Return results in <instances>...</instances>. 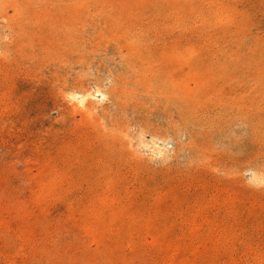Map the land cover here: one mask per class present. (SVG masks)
Here are the masks:
<instances>
[{
    "label": "rangeland",
    "instance_id": "rangeland-1",
    "mask_svg": "<svg viewBox=\"0 0 264 264\" xmlns=\"http://www.w3.org/2000/svg\"><path fill=\"white\" fill-rule=\"evenodd\" d=\"M175 1L0 0V264H264V0Z\"/></svg>",
    "mask_w": 264,
    "mask_h": 264
},
{
    "label": "bare ground",
    "instance_id": "bare-ground-1",
    "mask_svg": "<svg viewBox=\"0 0 264 264\" xmlns=\"http://www.w3.org/2000/svg\"><path fill=\"white\" fill-rule=\"evenodd\" d=\"M142 1H143V0H142ZM144 1H145V0H144ZM153 1H154V0H153ZM171 1H172V0H171ZM173 1H175V0H173ZM178 1H179V0H178ZM178 1H177V2H178ZM187 1H188V0H187ZM210 1H211V0H210ZM220 1H221V0H220ZM223 1H224V0H223ZM155 2H156V1H155ZM168 2H169V0H168ZM192 2H193V1H192ZM201 2H202V1H201ZM205 2H208V1L205 0ZM212 2H214V1H212ZM144 3H145V2H144ZM173 3L175 4L176 1L173 2ZM173 3H172V4H173ZM183 3H185V2L183 1ZM208 3H209V2H208ZM208 3H207V4H208ZM216 3H217V2H216ZM224 3H225V2H224ZM138 4H139V3H138ZM145 4H146V3H145ZM172 4H171V6H172ZM189 4H190V3H189ZM212 4H213V3H212ZM146 5H147V4H146ZM176 5H177V4H176ZM176 5H175V6H176ZM181 5H182V2H181ZM200 5H201V4H200ZM200 5H199V6H200ZM203 5H204V3H203L201 6H203ZM208 5H210V4H208ZM179 6H180V5H179ZM179 6H178V7H179ZM183 6H184V5H183ZM189 6H190V5H189ZM195 6H196V5H195ZM199 6H198V7H199ZM201 6H200V7H201ZM211 6H212V5H211ZM220 6H221V5H220ZM220 6H219V7H220ZM141 7H142V6H141ZM172 7H173V6H172ZM172 7H171V8H172ZM205 7H207V6H205ZM145 8H146V7H145ZM194 8H195V7H194ZM209 9H210V8H209ZM211 9H212V7H211ZM211 9H210V10H211ZM195 10H196V9H195ZM212 10H213V9H212ZM215 10H217V8H216ZM215 10H214V11H215ZM194 12H197V11H194ZM207 12H208V11H207ZM202 13H203V12H202ZM203 27H204V26H203ZM203 27H202V28H203ZM180 34H181V33H180ZM202 34H203V33H202ZM185 35H186V34H185ZM70 38H71V37H70ZM188 38H189V37H188ZM198 40H199V37H198ZM180 41H181V40H180ZM195 42H196V41H195ZM199 42H200V41H199ZM205 59H206V58H205ZM203 61H204V60H203ZM205 61H206V60H205ZM204 65H205V64H204ZM203 67H204V66H203ZM194 69H195V68H194ZM191 70H192V69H191ZM196 70H198V69H196ZM182 71H183V69H182ZM206 71H207V70H206ZM207 72H208V71H207ZM180 86H183V85H180ZM98 94H100V93H98ZM83 100H84V99H83ZM255 101H256V100H255ZM80 102H81V101H80ZM81 103H82V102H81ZM254 105H255V104H254ZM150 116H152V115H150ZM255 119H256V118H255ZM149 122H150V121H149ZM158 123H159V122H158ZM106 135H107V134H106ZM108 135H109V134H108ZM96 136H97V135H96ZM92 137H94V136H91V138H92ZM95 138H97V137H95ZM79 140H81V139H79ZM84 140H85V139H83L82 142H83ZM86 140H87V139H86ZM116 140H117V139H116ZM92 141H95V140L92 139ZM80 142H81V141H80ZM86 142H89V141H86ZM104 142H105V141H104ZM109 142H111V141H109ZM84 143H85V141L83 142V144H84ZM87 144H89V143H86V144H84V145L86 146ZM90 144L92 145V143H90ZM90 144H89V145H90ZM94 144H95V143H94ZM96 144H97V143H96ZM110 144H111V143H110ZM115 144H116V143H115ZM81 145H82V144H81ZM100 145H102V143H101ZM106 145H107V144L105 143V146H106ZM108 145H109V144H108ZM108 145H107V146H108ZM112 145H113V144H112ZM207 145H208V144H207ZM82 146H83V145H82ZM87 146H88V145H87ZM87 146H86V147H87ZM92 146H93V145H92ZM105 146H104V147H105ZM107 146H106V147H107ZM158 146H159V145H158ZM96 147H97V146H96ZM163 147H164V146H163ZM82 149H83V151L85 152L84 148H82ZM91 149H92V148H91ZM91 149H90V151H91ZM94 149H95V148H94ZM94 149H92V150L94 151ZM96 149H97V148H96ZM105 151H106V150H105ZM87 153H88V152H87ZM89 153H90V152H89ZM89 153H88V154H89ZM92 153H94V152H92ZM88 154H87V155H88ZM99 154H100V153H99ZM85 155H86V154H85ZM90 156H91V155H90ZM100 156H101V155H100ZM85 157H86V156H85ZM101 157H102V156H101ZM94 158H95V156H94ZM119 158H120V157H119ZM84 159L86 160V158H84ZM101 159H102V158H101ZM105 159H106V157H105ZM109 159H110V158H109ZM117 159H118V158H117ZM85 160H84V162H85ZM88 160H89V159H88ZM99 160H100V159H99ZM99 160H98V161H99ZM103 160H104V159H103ZM114 160H116V159H114ZM205 160H207V159H205ZM81 161H82V160H81ZM89 161H91V160H89ZM98 161L96 160V163H98ZM105 161H106V160H105ZM105 161H103V162H105ZM108 161H109V160H108ZM108 161H107V162H108ZM112 161H113V158H112ZM116 161H117V160H116ZM116 161H115V162H116ZM140 162H141V161H140ZM79 163H80V162H79ZM79 163H78V164H79ZM81 163H83V162H81ZM92 163H93V162H92ZM111 163H112V162H111ZM111 163H110V164H111ZM123 163H124V162H123ZM133 163H135V162H133ZM133 163H132V164H133ZM144 163H145V162H144ZM83 164H84V163H83ZM90 164H91V163H90ZM90 164H89V165H90ZM110 164H109V165H110ZM112 164H113V163H112ZM124 164H125V163H124ZM159 164H160V163H159ZM162 164H163V163H162ZM79 165H80V164H79ZM93 165H94V163H93ZM96 165H97V164H96ZM100 165H101V164H100ZM106 165H107V164H106ZM109 165H107V166H109ZM160 165H161V164H160ZM188 165H189V164H188ZM83 166H84V165H83ZM85 166H86V164H85ZM101 166H102V165H101ZM133 166H135V165L133 164ZM150 166H151V165H150ZM166 166H167V165H166ZM168 166H170V165L168 164ZM171 166H172V165H171ZM171 166H170V167H171ZM97 167H98V166H96V168H97ZM104 167H105V166H104ZM114 167H115V166H114ZM117 167H118V166H117ZM170 167H169V168H170ZM172 167H173V166H172ZM177 167H179V166H177ZM82 168H84V167H82ZM87 168H88V166H87ZM98 168H100V167H98ZM98 168H97V169H98ZM115 168H116V167H115ZM126 168H127V167H126ZM159 168H160V167H159ZM173 168H174V167H173ZM173 168H172V169H173ZM207 168H209V167H207ZM109 169H110V167H109ZM112 169H113V168H112ZM120 169H121V168H120ZM129 169H130V168H129ZM150 169H152V168H150ZM170 169H171V168H170ZM170 169H169V171L171 172ZM180 169H181V168H180ZM193 169H194V168H193ZM196 169H197V168H196ZM196 169H195V170H196ZM205 169H206V167H205ZM211 169H212V167H211ZM99 170L101 171V169H98V172H100ZM157 170H158V169H157ZM165 170H166V169H165ZM186 170H187V169H186ZM189 170H190V169H189ZM212 170H213V169H212ZM102 171L104 172L105 170H102ZM113 171H114V169H113ZM113 171H112V172H113ZM143 171H144V170H143ZM158 171H160V170H158ZM166 171H168V170H166ZM166 171H165V172H166ZM169 171H168V172H169ZM182 171H183V170H182ZM86 172H87V170H86ZM88 172L90 173V171H88ZM91 172H92V171H91ZM122 172H123V171H122ZM153 172H156V171L154 170ZM176 172H177V171H175L174 173H176ZM183 172H184V171H183ZM104 173H105V172H104ZM145 173H147V172H145ZM145 173H144V174H145ZM187 173H188V172H187ZM191 173H193V172H191ZM86 174H87V173H86ZM94 174H96V171H95ZM109 174H110V173H109ZM111 174H112V173H111ZM124 174H125V173H124ZM165 174H166V173H165ZM165 174L163 173V175H165ZM181 174H182V173H181ZM98 175H99V174H98ZM127 175H128V174H127ZM155 175H156V174H155ZM155 175H154V176H155ZM163 175H162V176H163ZM168 175H169V176L171 175V176L173 177V175H172L171 173L168 174ZM168 175L166 174L167 178H168ZM83 176H84V175H83ZM85 176H86V175H85ZM91 176H92V175H91ZM99 176H101V174H100ZM110 176H111V175H110ZM120 176H121V174L119 175V177H120ZM162 176H161V179L165 177V176H163V177H162ZM171 176L169 177V179L171 178ZM174 176H176V175H174ZM148 177H149V175H148ZM148 177H147V178H148ZM152 177H153V176H152ZM159 177H160V176H159ZM186 177H187V176H186ZM186 177H185V178H186ZM88 178H89V177H88ZM93 178H94V177H93ZM109 178H110V177H109ZM153 178H154V181H156V178H157V177H156V178L153 177ZM153 178H152V180H153ZM165 178H166V177H165ZM165 178L163 179V184H165V183H164V181H166ZM174 178H175V177H174ZM182 178H183V177H182ZM196 178H197V176H196ZM211 178H212V181H213V177H211ZM215 178H216V177H215ZM63 179H64V177H63ZM86 179H87V178H86ZM102 179H103V178H102ZM104 179H106V178H104ZM104 179H103V180H104ZM111 179H112V178H111ZM139 179H140V178H139ZM158 179H159V178H158ZM158 179H157V180H158ZM171 179H172V178H171ZM175 179H176V178H175ZM109 180H110V179H109ZM118 180H119V179H118ZM176 180H177V179H176ZM186 180H187V178H186ZM199 180H200V179H199ZM84 181H85V180H84ZM105 181H106V180H105ZM112 181H113V180H112ZM116 181H117V180H116ZM171 181H172V180H170L169 182H171ZM173 181H174V180H173ZM180 181H181V180H180ZM189 181H190V180H189ZM189 181H188V182H189ZM208 181H209V180H208ZM80 182H81V181H80ZM86 182H87V180H86ZM91 182H92V181H91ZM95 182H97V181L95 180ZM100 182H102V181H100ZM159 182L161 183V180H160ZM166 182H167V181H166ZM169 182H168V183H169ZM186 182H187V181H186ZM186 182H185V183H186ZM188 182H187V183H188ZM196 182H197V181H196ZM204 182H205V181H204ZM206 182H207V181H206ZM62 183H63V182H62ZM76 183H77V182H76ZM87 183H88V182H87ZM89 183H90V182H89ZM122 183H123V182H122ZM160 183H159V184H160ZM168 183H167V184H168ZM172 183H173V182H172ZM176 183H177V182H176ZM189 183L191 184V182H189ZM194 183H195V182H194ZM194 183H193V184H194ZM208 183H209V182H208ZM64 184H65V183H64ZM80 184H81V183H80ZM91 184H92V183H91ZM94 184H95V183H94ZM97 184H98V183H97ZM97 184H96V185H97ZM106 184L108 185L109 183H106ZM106 184H105V185H106ZM167 184H166V185H167ZM193 184H192V185H193ZM213 184H215V183H213ZM82 185H83V184H82ZM86 185H88V184H86ZM101 185H102V184H101ZM107 185L105 186V188H106V187L108 188ZM143 185H144V184H143ZM160 185H161V184H160ZM168 185H169V184H168ZM168 185H167V186H168ZM170 185H172V184L170 183ZM200 185H201V182H200ZM203 185L205 186L206 184H203ZM209 185L211 186L212 184H209ZM216 185H217V184H216ZM71 186H72V185H71ZM78 186H79V185H78ZM83 186H84V185H83ZM83 186H82V187H83ZM98 186H99V185H98ZM98 186H96V188H98ZM117 186H118V185H117ZM121 186H122V185H121ZM134 186H135V185H134ZM164 186H165V185H164ZM196 186H197V185H196ZM196 186H195V187H196ZM210 186H209V187H210ZM212 186H213V185H212ZM102 187H103V186H102ZM111 187H112V185H111ZM146 187H147V186H146ZM169 187H172V186H169ZM179 187H180V186H179ZM192 187H193V186H192ZM192 187H191V188H192ZM202 187H203V186H202ZM206 187L208 188V186H205V188H206ZM227 187H228V186H227ZM105 188H104V189H105ZM163 188H164V187H163ZM177 188H178V187H177ZM197 188H198V187H197ZM207 188H206V189H207ZM211 188H212V187H211ZM73 189H74V188H73ZM86 189H88V187H87ZM91 189H92V188H91ZM98 189H99V188H98ZM102 189H103V188H102ZM134 189H135V188H134ZM179 189H180V188H179ZM181 189H182V188H181ZM194 189H195V188H194ZM194 189H193V191H194ZM199 189H200V187H199ZM209 189H210V188H209ZM213 189H214V188H213ZM230 189H231V187H230ZM81 190H82V189H81ZM89 190H90V189H89ZM113 190H114V189H113ZM141 190H142V189H141ZM144 190H145V189H144ZM144 190H143V191H144ZM169 190H170V189H169ZM175 190H176V189H175ZM183 190H184V189H183ZM190 190H191V189H190ZM92 191H93V190H92ZM96 191H97V190H96ZM98 191H99V190H98ZM110 191H111V190H110ZM118 191H119V190H118ZM118 191H116V192H118ZM130 191H131V190H130ZM136 191H138V189H137ZM157 191H159V190H157ZM165 191H166V190H165ZM180 191H182V190H180ZM213 191H214V190H213ZM224 191H225V190H224ZM233 191H234V190H233ZM113 192H114V195H115V191H113ZM145 192H146V191H145ZM171 192H172V190H171ZM191 192H192V191H190L189 193H191ZM95 193H96V192H95ZM100 193H101V192H100ZM166 193H167V192H166ZM166 193H165V194H166ZM184 193H185V192H184ZM207 193H208V192H207ZM209 193H210V191H209ZM209 193H208V196H209ZM214 193H215V191H214ZM93 194H94V193H93ZM103 194H104V193H103ZM108 194H110V193L108 192ZM130 194H131V193H130ZM151 194H152V193H151ZM161 194H162V193H161ZM176 194H177V193H176ZM178 194H179V193H178ZM191 194H192V193H191ZM196 194H197V192H196ZM222 194H224V193H222ZM98 195H99V194H98ZM112 195H113V194H112ZM121 195H123V193H122ZM134 195H135V194H134ZM136 195H137V194H136ZM194 195H195V194H194ZM89 196H90V195H89ZM89 196H88V197H89ZM102 196H103V195H102ZM116 196H117V195H116ZM119 196H120V195H118V197H119ZM129 196H130V195H129ZM138 196H139V194H138ZM138 196H137V197H138ZM145 196H147V195H145ZM158 196H159V195H158ZM199 196H200V195H199ZM203 196H205V195H203ZM210 196H211V195H210ZM224 196H225V195H224ZM226 196H227V195H226ZM85 197H86V196H85ZM137 197H136V198H137ZM180 197H181V196H180ZM205 197H206V196H205ZM217 197H218V196H217ZM222 197H223V195H222ZM96 198H97V197H95V199H96ZM98 198H99V197H98ZM142 198H143V197H142ZM163 198H164V197H163ZM189 198H190V197H189ZM189 198H188V199H189ZM192 198H194V196H193ZM201 198H202V197H201ZM203 198H204V197H203ZM206 198H207V197H206ZM78 199H79V198H78ZM80 199H81V198H80ZM84 199H86V198H84ZM101 199H102V198H101ZM101 199H100V200H101ZM112 199H113V198H112ZM117 199L121 200V198H117ZM127 199H128V198H127ZM164 199H165V198H164ZM196 199H197V197H196ZM198 199H200V198H198ZM204 199H205V198H204ZM100 200H99V202H100ZM109 200H110V199H109ZM109 200H108V201H109ZM137 200H138V199H137ZM148 200L150 201V197L148 198ZM166 200H167V199H166ZM205 200H207V199H205ZM210 200H211V199H210ZM228 200H230V199H228ZM232 200H233V199H232ZM77 201H79V200H77ZM80 201H81V200H80ZM90 201H91V200H90ZM94 201H95V200H94ZM103 201H104V200H103ZM128 201H131V200L128 199ZM132 201L135 202L133 199H132ZM141 201H143V200H141ZM141 201L139 200V202H141ZM144 201H145V200H144ZM156 201H157V200H156ZM174 201H175V200H174ZM192 201H193V200H192ZM202 201H203V200H202ZM207 201H208V200H207ZM226 201H227V200H226ZM92 202H93V201H92ZM113 202H114V201H112V203H113ZM115 202H116V201H115ZM115 202H114V203H115ZM117 202H118V201H117ZM146 202H147V201H146ZM146 202H144V205H145V206H147L146 204L148 203V202H147V203H146ZM187 202H188V200H187ZM86 203H87V202H86ZM90 203H91V202H90ZM100 203H101V202H100ZM105 203H106V201H105ZM112 203H110V205H111ZM119 203H120V202H119ZM145 203H146V204H145ZM155 203H156V202H155ZM188 203H189V202H188ZM195 203H196V202H194V205H195ZM200 203H201V202H200ZM200 203H199V204H200ZM206 203H207V202H206ZM211 203H212V202H211ZM232 203H233V202H232ZM92 204H93V203H92ZM92 204H91V205H92ZM128 204H129V203H128ZM133 204H134V203H133ZM133 204H132V205H133ZM138 204H139L140 206H142L141 203H138ZM149 204H150V203H149ZM159 204H160V203H159ZM159 204H157V205H159ZM229 204H230V203H229ZM229 204H228V205H229ZM88 205H89V204H88ZM94 205H95V204H94ZM94 205H93V206H94ZM110 205H109V206H110ZM122 205H124V204H122ZM164 205H166V204H164ZM194 205H193V206H194ZM200 205H201V204H200ZM231 205H233V204H231ZM97 206L99 207V205H97ZM134 206L137 207L136 205H134ZM134 206H132V207H134ZM149 206L151 207V204H150ZM162 206H163V205H162ZM168 206H169V205H168ZM172 206H173V205H172ZM213 206H214V204H213ZM89 207H90V206H89ZM94 207H96V206H94ZM94 207H93V208H94ZM106 207H108V206H106ZM126 207H127V206H126ZM150 207H149V208H150ZM159 207H160V205H159ZM115 208H116V207H115ZM115 208H114V210H115ZM141 208H142V207H141ZM145 208H147V207H145ZM177 208H178V207H177ZM101 209H102V208H101ZM134 209H135V208H134ZM136 209H137V208H136ZM142 209H143V208H142ZM151 209H152V208H151ZM163 209H164V208H163ZM166 209H167V208H166ZM175 209H176V208H175ZM188 209H189V207H188ZM199 209H200V208H199ZM97 210H98V209H97ZM97 210H96V211H97ZM128 210H129V207H128ZM132 210H133V209H132ZM168 210H169V209H168ZM185 210H186V209H185ZM80 211H81V210H79V212H80ZM83 211H85V210H83ZM88 211H89V210H88ZM90 211H91V210H90ZM96 211H95V212H96ZM119 211H120V210H119ZM138 211H139V213H140V212L142 213V211H140V210H138ZM165 211H166V210H165ZM170 211H171V210H170ZM187 211H188V210H187ZM193 211H196V210H193ZM202 211H203V210H202ZM81 212H82V211H81ZM85 212H86V211H85ZM116 212H117V211H116ZM133 212H134V210H133ZM145 212H146V211H145ZM174 212H175V211H174ZM178 212H179V211H178ZM185 212H186V211H185ZM190 212H191V211H190ZM198 212H200V211H198ZM102 213H103V212H102ZM117 213H118V212H117ZM136 213H137V212H136ZM149 213H150V212H149ZM168 213H170V212L168 211ZM179 213H180V212H179ZM183 213H184V212H183ZM183 213H182V214H183ZM201 213H202V212H201ZM201 213H200L199 215H201ZM206 213H207V212H206ZM104 214H105V211H104ZM119 214H120V212H119ZM137 214H138V213H137ZM142 214H143V213H142ZM162 214H163V213H162ZM164 214H165V213H164ZM180 214H181V213H180ZM116 215H117V214H116ZM133 215H134V214H133ZM145 215H147V214L145 213ZM145 215H144V216H145ZM176 215H177V217H178V214H176ZM184 215H185V214H184ZM192 215L194 216V214H192ZM205 215H206V214H205ZM114 216H115V215H114ZM123 216H124V215H123ZM127 216H129V215H127ZM144 216H143V217H144ZM180 216L182 217V215H180ZM180 216H179V217H180ZM186 216H188V215H186ZM202 216H203V215H202ZM202 216H201V217H202ZM206 216H207V215H206ZM79 217H81V215H79ZM149 217H150V218H148V219H151V216H149ZM195 217H197V215H195ZM204 217H205V216H204ZM97 218H99V217L96 216V219H94V220L92 219V220H93V221L98 220ZM103 218H104V216H103ZM112 218H113V217H112ZM116 218H118V217H116ZM125 218H126V217H125ZM125 218H124V220H125ZM140 218H141V217H140ZM145 218H146V217H145ZM159 218H160V216H159ZM161 218H162V216H161ZM175 218H176V217H175ZM183 218H184V217H182L181 219H183ZM189 218H190V217H189ZM148 219H147V220H148ZM157 219H158V217H157ZM162 219H164V217H163ZM168 219H169V218H168ZM195 219H196V218H195ZM92 220H89V221H92ZM104 220H105V219H104ZM110 220L115 221V220H113V219H110ZM134 220H135V219H134ZM198 220H199V219H198ZM102 221H103V220H102ZM112 221H110V223H111ZM125 221H127V220H125ZM128 221H129V220H128ZM149 221H150V220H149ZM156 221H157V220H156ZM160 221H161V220H160ZM162 221H163V220H162ZM167 221H168V220H167ZM178 221H179V220H177V222H178ZM181 221H182V220H181ZM189 221H190V220H189ZM200 221H201V220H200ZM202 221H203V220H202ZM95 222H96V221H95ZM99 222H100V221H99ZM108 222H109V221H108ZM121 222H122V221H121ZM131 222H132V221H131ZM131 222H130V223H131ZM153 222H154V221H153ZM163 222H165V221H163ZM175 222H176V221H175ZM177 222H176V223H177ZM103 223H104V221H103ZM113 223H114V222H113ZM116 223H117V222H115V224H116ZM122 223H123V222H122ZM124 223H125V222H124ZM141 223H142V222H141ZM147 223H148V222H147ZM186 223H187V222H186ZM195 223H196V222H195ZM160 224H161V223H160ZM162 224H163V223H162ZM193 224H194V223H193ZM200 224H201V223H200ZM164 225H166V223H165ZM195 226H196V224H195ZM176 235H177V234H176ZM177 236H178V235H177ZM179 238H180V237H178L177 239L179 240ZM184 238H185V237H184ZM183 240H185V239H183Z\"/></svg>",
    "mask_w": 264,
    "mask_h": 264
}]
</instances>
